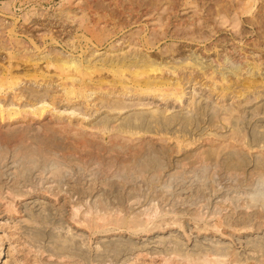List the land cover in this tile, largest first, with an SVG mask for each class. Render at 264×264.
Wrapping results in <instances>:
<instances>
[{
    "label": "rangeland",
    "instance_id": "rangeland-1",
    "mask_svg": "<svg viewBox=\"0 0 264 264\" xmlns=\"http://www.w3.org/2000/svg\"><path fill=\"white\" fill-rule=\"evenodd\" d=\"M0 236V264H264V0H0Z\"/></svg>",
    "mask_w": 264,
    "mask_h": 264
},
{
    "label": "bare ground",
    "instance_id": "bare-ground-1",
    "mask_svg": "<svg viewBox=\"0 0 264 264\" xmlns=\"http://www.w3.org/2000/svg\"><path fill=\"white\" fill-rule=\"evenodd\" d=\"M65 66V65H64ZM71 67H73V66H71ZM160 67V66H159ZM66 69H67V67H66ZM72 70V69H71ZM160 70V69H159ZM122 72V71H121ZM78 73V72H77ZM66 74V73H65ZM67 79V78H66ZM140 79V78H139ZM66 81V80H65ZM71 81H72V79H71ZM159 81V80H158ZM138 85V84H137ZM146 85V84H145ZM179 85V84H178ZM66 89V88H65ZM183 90V89H182ZM70 92H72V90L70 91ZM166 92V91H165ZM179 93V92H178ZM194 93V92H193ZM173 94V93H172ZM66 95V94H65ZM252 201V200H251ZM37 203V202H36ZM247 204V207L249 206V204L248 203H246ZM256 206V205H255ZM254 206V207H255ZM237 207V206H236ZM244 207V206H243ZM234 208V207H233ZM241 208V207H240ZM244 209V208H243ZM249 209V208H248ZM255 209V208H254ZM9 210H10V208H9ZM13 210V209H12ZM8 211V210H7ZM6 211V212H7ZM11 213V212H10ZM233 213V212H232ZM255 213H257V212H255ZM75 215H77V213H75ZM251 215V214H250ZM12 216V215H11ZM75 217V216H74ZM86 217V216H85ZM217 218V217H216ZM215 218V219H216ZM85 220V219H84ZM216 221V220H215ZM76 222V221H75ZM89 222V221H88ZM102 222H104V221H102ZM119 223V222H118ZM84 225H85V223H83ZM121 224V223H120ZM178 224V223H177ZM213 224V223H212ZM222 220H220V219H218L217 221H216V223L214 224L215 226H217V227H221L222 226ZM76 225V224H75ZM78 225V224H77ZM115 225V224H114ZM159 225V224H158ZM173 225V224H172ZM213 225V226H214ZM263 225V224H262ZM98 226V225H97ZM143 226H146L145 224H143ZM175 226V225H174ZM223 226H225V224H223ZM80 227V226H79ZM86 227V226H85ZM148 227V226H147ZM153 227V226H152ZM177 227V226H176ZM245 227V226H244ZM243 227V228H244ZM16 228V227H15ZM106 227L104 226V229H105ZM130 228V227H129ZM149 228V227H148ZM173 228V227H172ZM212 229H217V228H212ZM251 229V228H250ZM250 229H248V230H250ZM255 229H257V227L255 228ZM261 229V228H260ZM102 230V229H101ZM135 230V229H134ZM146 230V229H145ZM218 230V229H217ZM216 230V231H217ZM247 230V229H246ZM133 231V230H132ZM215 233H217V232H215ZM234 233V232H233ZM238 233V232H237ZM4 234V233H3ZM186 234V233H185ZM0 238H2V236H0ZM68 239V238H67ZM161 240V239H160ZM162 241V240H161ZM216 244V243H215ZM228 245V244H227ZM16 249V248H15ZM220 249V248H219ZM227 250V249H226ZM10 252H8V258H12V253H11V250H9ZM218 251V250H217ZM209 257V256H208ZM225 257V256H224ZM185 258V257H184ZM209 258H211V257H209ZM250 259V260H249ZM249 259H247L245 262H246V264H257V263H255L254 261H252L251 260V258H249ZM203 260V259H202ZM215 260V263H217V264H219L218 263V261H219V259H214ZM216 260H218L217 262H216ZM249 260V261H248ZM254 260V259H253ZM208 261V260H207ZM221 261L223 262L224 261V259H221ZM7 262V261H6ZM210 262L211 263H213V261H211L210 260ZM258 262V261H257ZM22 263V262H21ZM145 263V262H144ZM144 263H142V264H144ZM206 263H208V262H206ZM211 263H209V264H211ZM226 263V262H225ZM229 263V262H228ZM28 264V263H27ZM214 264V263H213ZM221 264V263H220Z\"/></svg>",
    "mask_w": 264,
    "mask_h": 264
}]
</instances>
